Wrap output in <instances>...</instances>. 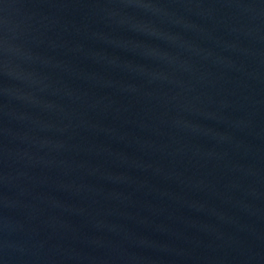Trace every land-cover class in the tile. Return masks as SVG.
<instances>
[{
  "label": "water",
  "instance_id": "1",
  "mask_svg": "<svg viewBox=\"0 0 264 264\" xmlns=\"http://www.w3.org/2000/svg\"><path fill=\"white\" fill-rule=\"evenodd\" d=\"M0 264H264V0H0Z\"/></svg>",
  "mask_w": 264,
  "mask_h": 264
}]
</instances>
